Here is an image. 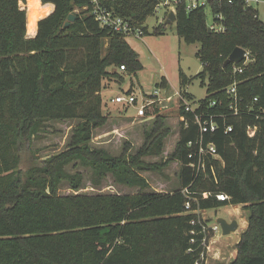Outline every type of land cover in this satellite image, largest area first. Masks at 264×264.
<instances>
[{"label": "trees", "instance_id": "trees-1", "mask_svg": "<svg viewBox=\"0 0 264 264\" xmlns=\"http://www.w3.org/2000/svg\"><path fill=\"white\" fill-rule=\"evenodd\" d=\"M26 1L0 0V264H264V21L259 10L245 8L243 0L213 2L226 26L216 32L209 30L205 8H177L179 37L200 45L196 54L204 70L198 76L203 86L207 82V95L198 101L197 112L218 123L205 141L216 144L223 163L207 156L209 175L191 165L198 159L189 157L187 144L197 139L199 127L183 107L190 125H181L174 153L181 162L180 188L146 192L148 181L133 172L130 160L89 145L92 127L108 116L101 90L112 74L109 67L125 65L135 73L143 68L139 54L126 35L100 25L91 0H28V14L21 7ZM105 3L144 31L140 25L158 2ZM76 7L82 10L66 26ZM27 30L35 35L28 36ZM238 46L250 52V61L226 64ZM187 82L181 69V86ZM235 82L237 114L229 108L233 98L227 92ZM211 101L216 105L210 106ZM67 118L83 119L87 126L74 134L66 150L33 157L23 168L24 151H32L45 122ZM161 118L156 117L155 128L163 125ZM229 124L234 129L226 132ZM249 126L256 128L254 136ZM69 166L91 168L97 187L112 173L143 191L62 194L65 183L74 191L85 184V173L71 172ZM220 192L229 198L219 200ZM226 205H242L249 212L248 224L234 260L207 262L201 255L214 232L203 230L209 219L197 211Z\"/></svg>", "mask_w": 264, "mask_h": 264}, {"label": "rangeland", "instance_id": "rangeland-1", "mask_svg": "<svg viewBox=\"0 0 264 264\" xmlns=\"http://www.w3.org/2000/svg\"><path fill=\"white\" fill-rule=\"evenodd\" d=\"M21 7L25 8L28 14V0L25 4L22 3ZM256 8L264 21V3ZM81 10L82 8L76 7L72 13ZM170 11H174L177 17L176 11L169 10L167 6L155 8V11L140 25L146 27L143 36L126 37L130 46L139 54L143 68L132 73L122 71L118 64L109 67L112 74L104 79L101 90L103 112L108 116L103 124L92 127L89 140V145L92 147L104 149L114 157L130 160L133 172L148 181V186L144 190L146 192H173L180 188L181 162L174 153L183 124L181 120V115L184 114L183 98L198 102L207 95V82L203 86L198 76L204 70L203 62L196 54L200 45L190 44L181 39L176 30V22L166 24ZM212 21L213 14L208 11L207 22ZM27 34L30 37L35 35L28 30ZM181 69L188 76V82L182 86ZM163 77H166V82L162 84ZM127 87L135 91H155L154 89L159 87L162 96L172 95L174 99L171 102L166 100L161 102L165 107L160 106L161 108H158L151 117H130L134 115L133 110L125 111L122 106L106 104L111 96H115ZM175 90L181 93L180 97L175 95ZM159 114L163 115L161 118L163 125L155 128L154 121ZM86 126L84 120L80 118L48 120L33 143L32 151H24L21 166L28 167L33 157L39 160L45 159L66 150L74 134ZM68 170L84 172L85 184L79 191H74L65 183L60 191L62 194H136L143 191L141 186L124 183L119 176L112 173H109L102 185L97 187L90 177L91 168L69 166ZM248 214L249 212L242 205H226L201 212L202 217L209 219L210 224L215 223L219 217L229 221L238 219L239 223L241 222L239 229L231 234L223 235L220 229L216 236L215 231V235L208 241L211 245L208 262L228 263L236 258V245L245 230L243 225ZM214 251L216 254L213 255Z\"/></svg>", "mask_w": 264, "mask_h": 264}, {"label": "built area", "instance_id": "built-area-1", "mask_svg": "<svg viewBox=\"0 0 264 264\" xmlns=\"http://www.w3.org/2000/svg\"><path fill=\"white\" fill-rule=\"evenodd\" d=\"M216 1H222V0H157L156 8H160V6H167L170 9H173L177 13V8L179 6H182L187 12H191L196 9L205 8L206 14L211 12L213 14V21L211 23H208V27L210 30H214L216 32H222L226 30L225 26V18L223 12H214L212 9L213 2ZM229 2H234L235 0H228ZM245 8H256L261 3H264V0H243ZM91 13L94 15L95 19L99 21L100 25L103 27H109L115 32L122 33L127 36L135 35L137 37H142L144 34V31L141 27L135 26L134 23H132L131 19L128 17L122 16L118 13H116L113 9H110L107 7L105 0H91ZM168 13V12H167ZM166 14V13H165ZM167 16V15H166ZM244 64H247L250 61V52L246 50L245 54ZM121 70L126 71L125 65H121ZM239 72L243 71V67L236 68ZM155 91H149V90H127L122 91L115 96H111L109 99V104L112 105H119L122 106L125 111L133 110L135 112L136 116L144 117V116H151L156 113L157 108H161V102L168 101L171 102L174 99V96H162L159 93V88L154 89ZM227 92L229 95L232 96L233 100L229 105V108L233 110L235 114L238 113V107L236 106L235 102L238 100V92H237V82L231 84L227 87ZM176 96H181V93L178 90H175ZM184 108L187 113H190L193 117V121L195 124L199 127V135L195 141H189L188 146L191 148V151L189 153L190 158H197L198 160L196 162H192L191 165L197 168L198 173H204L206 175L210 174V171L206 168L205 165V158L207 156H210L213 159L221 160L217 146L214 142H206L205 136L209 132H214L218 129V123L216 120H214L213 116H206L202 112H197V108L199 107V102H195L193 100H187L186 98H183ZM257 100V98H256ZM194 103V105H193ZM216 105V101H211L210 106ZM162 107H165L163 105ZM187 114L181 115V120L183 121V125L185 127H189L190 122L188 119ZM234 129V126L231 124L226 126L225 131L230 132ZM248 133L250 136H254L256 134V128L249 126L248 127ZM222 162V160H221ZM223 163V162H222ZM211 174L216 175V172L214 168L211 169ZM184 191H186L184 189ZM205 196H208V193H204ZM217 198L219 200L225 201L229 197L225 193H217ZM187 208L191 207V203L187 202L186 204ZM204 211V210H203ZM201 210H198L197 212H203ZM206 219V218H204ZM192 223H195V220L192 221ZM212 228L214 235L215 231L216 233L221 229L220 225L215 221V223L210 224L209 222L207 225L203 226V230L206 231L207 228ZM211 239V238H210ZM209 239V241H210ZM204 243H206L207 238H204ZM192 241H195L194 238H192ZM211 250V245L209 242L206 245V251L202 253L201 257L205 259V261H209V254ZM196 264H201L200 261H198Z\"/></svg>", "mask_w": 264, "mask_h": 264}, {"label": "water", "instance_id": "water-1", "mask_svg": "<svg viewBox=\"0 0 264 264\" xmlns=\"http://www.w3.org/2000/svg\"><path fill=\"white\" fill-rule=\"evenodd\" d=\"M75 19H76V15L74 13H71L68 17V21L66 22V26H69ZM176 19L177 17L175 12L170 11L166 23L167 24L174 23ZM245 54H246V49L238 46L233 50V52L230 54L229 58L226 60L225 63L229 64L231 62L232 63L242 62L246 57ZM216 222L220 225L223 235H228L233 232H236L240 227V223L238 219H233L229 221L224 217H219Z\"/></svg>", "mask_w": 264, "mask_h": 264}, {"label": "crops", "instance_id": "crops-1", "mask_svg": "<svg viewBox=\"0 0 264 264\" xmlns=\"http://www.w3.org/2000/svg\"><path fill=\"white\" fill-rule=\"evenodd\" d=\"M47 5H51V6H52V10H51V11L54 10V8H55L54 4H51V3H50V4H47ZM44 6H46V5H44ZM51 11H50V12H51ZM259 14H260V13H259ZM260 17H261V16H260ZM165 18H166V17H165ZM166 24H167V23H166ZM35 32H36V31H35ZM35 32H34V33H35ZM158 88H159V87H158ZM127 90H133V89H129V87H127L126 89L123 88L122 91H127ZM109 99H110V98H109ZM108 102H109V100H108ZM108 102H106V104H109ZM109 105H111V104H109ZM147 116H148V115H147ZM130 117H139V116H136V115H135V112H134V115H130ZM144 117H146V116H144ZM144 117H143V118H144ZM148 117H151V116H148ZM152 118H153V117H152ZM247 224H248V222H247V220H245L244 225H243V226H244L243 228H246V227H247ZM240 226H241V222H240ZM216 236H217V233H216ZM237 243H238V242H237ZM214 254H216L215 251L213 252V255H214Z\"/></svg>", "mask_w": 264, "mask_h": 264}]
</instances>
